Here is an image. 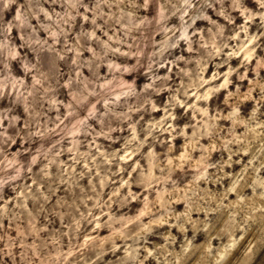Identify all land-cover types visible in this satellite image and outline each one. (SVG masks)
<instances>
[{
	"label": "clouds",
	"instance_id": "9594fccd",
	"mask_svg": "<svg viewBox=\"0 0 264 264\" xmlns=\"http://www.w3.org/2000/svg\"><path fill=\"white\" fill-rule=\"evenodd\" d=\"M0 264H264V0H0Z\"/></svg>",
	"mask_w": 264,
	"mask_h": 264
}]
</instances>
